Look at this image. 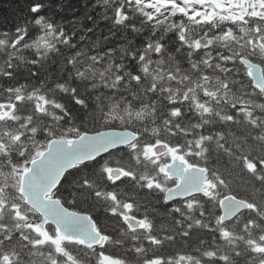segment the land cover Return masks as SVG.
<instances>
[{
  "label": "snow or ice",
  "instance_id": "6c2138e0",
  "mask_svg": "<svg viewBox=\"0 0 264 264\" xmlns=\"http://www.w3.org/2000/svg\"><path fill=\"white\" fill-rule=\"evenodd\" d=\"M0 264H264V0H0Z\"/></svg>",
  "mask_w": 264,
  "mask_h": 264
},
{
  "label": "trees",
  "instance_id": "16d2710c",
  "mask_svg": "<svg viewBox=\"0 0 264 264\" xmlns=\"http://www.w3.org/2000/svg\"><path fill=\"white\" fill-rule=\"evenodd\" d=\"M5 8L7 7V5L5 4V5H3Z\"/></svg>",
  "mask_w": 264,
  "mask_h": 264
}]
</instances>
